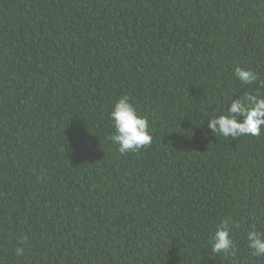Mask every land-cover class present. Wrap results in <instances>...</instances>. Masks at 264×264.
I'll return each instance as SVG.
<instances>
[{
  "label": "trees",
  "instance_id": "trees-1",
  "mask_svg": "<svg viewBox=\"0 0 264 264\" xmlns=\"http://www.w3.org/2000/svg\"><path fill=\"white\" fill-rule=\"evenodd\" d=\"M245 93L264 0H0V264H264V131L207 126ZM124 95L153 140L122 155ZM227 217L235 256L209 244Z\"/></svg>",
  "mask_w": 264,
  "mask_h": 264
},
{
  "label": "clouds",
  "instance_id": "clouds-1",
  "mask_svg": "<svg viewBox=\"0 0 264 264\" xmlns=\"http://www.w3.org/2000/svg\"><path fill=\"white\" fill-rule=\"evenodd\" d=\"M234 75L243 85H253L259 80L252 69L236 67ZM110 120L115 132L108 140L118 146L120 154L138 153L151 145L153 135L149 119L140 114L130 96H121L114 103ZM207 126L215 136L226 139L260 136L264 131V95L245 93L240 99L232 98L226 113L210 118ZM239 227V222L232 217L223 219L209 239L211 253L235 256L237 246L233 230ZM247 240L252 255L264 257V232L253 228L247 233ZM27 241L26 236L17 238L15 253L18 257L25 256Z\"/></svg>",
  "mask_w": 264,
  "mask_h": 264
}]
</instances>
